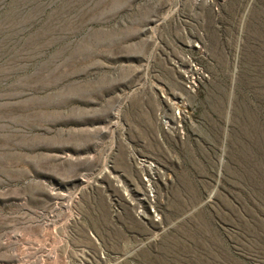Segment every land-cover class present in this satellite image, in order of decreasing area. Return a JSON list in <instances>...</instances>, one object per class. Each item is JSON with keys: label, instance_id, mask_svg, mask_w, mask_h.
Here are the masks:
<instances>
[{"label": "rangeland", "instance_id": "1", "mask_svg": "<svg viewBox=\"0 0 264 264\" xmlns=\"http://www.w3.org/2000/svg\"><path fill=\"white\" fill-rule=\"evenodd\" d=\"M0 264H264V0H0Z\"/></svg>", "mask_w": 264, "mask_h": 264}]
</instances>
